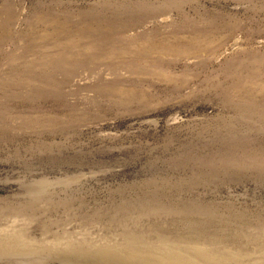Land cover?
Returning a JSON list of instances; mask_svg holds the SVG:
<instances>
[{
  "label": "rangeland",
  "instance_id": "1",
  "mask_svg": "<svg viewBox=\"0 0 264 264\" xmlns=\"http://www.w3.org/2000/svg\"><path fill=\"white\" fill-rule=\"evenodd\" d=\"M0 264H264V0H0Z\"/></svg>",
  "mask_w": 264,
  "mask_h": 264
}]
</instances>
